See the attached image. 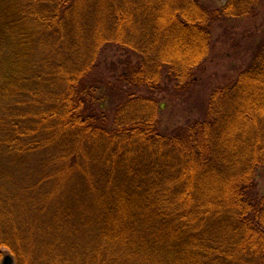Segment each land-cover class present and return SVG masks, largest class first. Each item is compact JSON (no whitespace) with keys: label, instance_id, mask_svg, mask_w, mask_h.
Returning a JSON list of instances; mask_svg holds the SVG:
<instances>
[{"label":"trees","instance_id":"1","mask_svg":"<svg viewBox=\"0 0 264 264\" xmlns=\"http://www.w3.org/2000/svg\"><path fill=\"white\" fill-rule=\"evenodd\" d=\"M261 171L264 0H0V264H264Z\"/></svg>","mask_w":264,"mask_h":264},{"label":"rangeland","instance_id":"2","mask_svg":"<svg viewBox=\"0 0 264 264\" xmlns=\"http://www.w3.org/2000/svg\"><path fill=\"white\" fill-rule=\"evenodd\" d=\"M199 1L211 10L220 8L226 3V0H199ZM242 29H243V27H240V26H237L234 29H232V33H231V34H233V36L231 38L232 40H230V41L226 40V42L230 43V44H232V41H234V40H236L237 42H242V39H243V35H242V31H241ZM220 49H221V46H220V44H218L217 45L218 51L216 50L215 52H213L214 54L211 56V58L214 60V62H216V64L214 66H211L208 69L209 72H207V73H209L208 75H210V77H212V78H218L219 76L220 77L223 76V74H228L229 70L231 69L230 66L229 67L225 66V65L220 66V63H227V62L221 61V59H224L223 58L224 56L226 57V54L224 55L222 53V51H224V50L223 49L220 50ZM238 57H240V56H238ZM239 60H241V59H239ZM108 61H109V65H112L113 69H117L118 71H122L121 65H119L118 60H110L109 59ZM236 63H238V61H236ZM166 116H168V113L164 116V118H163L164 121H165ZM179 119L180 118H179V113H178L175 117L172 118V120L169 122V124L172 125L176 121L179 122ZM256 182L258 185L259 194L261 196L262 195L264 196V171H261L258 174V176H256ZM1 252H2L3 256L8 255L9 257H11L10 252L7 249H2Z\"/></svg>","mask_w":264,"mask_h":264},{"label":"water","instance_id":"3","mask_svg":"<svg viewBox=\"0 0 264 264\" xmlns=\"http://www.w3.org/2000/svg\"><path fill=\"white\" fill-rule=\"evenodd\" d=\"M11 263H12L11 257H9L8 255L5 256L3 259V264H11Z\"/></svg>","mask_w":264,"mask_h":264}]
</instances>
